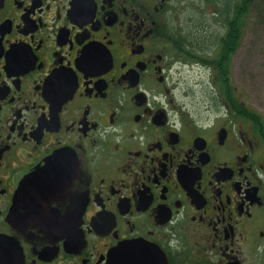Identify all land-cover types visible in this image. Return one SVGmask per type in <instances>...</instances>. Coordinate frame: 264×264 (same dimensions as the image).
<instances>
[{
    "label": "flooded vegetation",
    "instance_id": "af4514ba",
    "mask_svg": "<svg viewBox=\"0 0 264 264\" xmlns=\"http://www.w3.org/2000/svg\"><path fill=\"white\" fill-rule=\"evenodd\" d=\"M0 264H264V0H0Z\"/></svg>",
    "mask_w": 264,
    "mask_h": 264
},
{
    "label": "water",
    "instance_id": "95a60500",
    "mask_svg": "<svg viewBox=\"0 0 264 264\" xmlns=\"http://www.w3.org/2000/svg\"><path fill=\"white\" fill-rule=\"evenodd\" d=\"M121 252V248L119 249V251L117 253H120ZM121 254V253H120Z\"/></svg>",
    "mask_w": 264,
    "mask_h": 264
}]
</instances>
